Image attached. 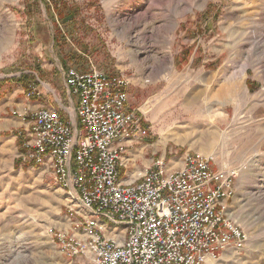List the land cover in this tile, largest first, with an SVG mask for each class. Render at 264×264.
Here are the masks:
<instances>
[{"label": "rangeland", "instance_id": "374dc122", "mask_svg": "<svg viewBox=\"0 0 264 264\" xmlns=\"http://www.w3.org/2000/svg\"><path fill=\"white\" fill-rule=\"evenodd\" d=\"M63 3L76 12L68 25L55 12ZM69 51L86 70L129 80L145 132L122 177L140 178L157 158L174 168L192 152L236 168L232 213L247 239L212 264H264V0H0V264H80L53 241L69 201L19 156L16 105L25 84L62 89L63 62L78 60Z\"/></svg>", "mask_w": 264, "mask_h": 264}, {"label": "built area", "instance_id": "2783aa9c", "mask_svg": "<svg viewBox=\"0 0 264 264\" xmlns=\"http://www.w3.org/2000/svg\"><path fill=\"white\" fill-rule=\"evenodd\" d=\"M63 77L77 97L67 117L48 107L17 115L27 123L19 156L69 201L66 226L52 238L71 263L206 264L244 246L247 234L231 205L236 168L192 152L174 168L152 159L140 178L124 182L119 141L145 132L142 113L129 103V80L93 66L68 68ZM24 95L40 92L29 83ZM119 227L120 235L111 231Z\"/></svg>", "mask_w": 264, "mask_h": 264}, {"label": "crops", "instance_id": "0c3cea01", "mask_svg": "<svg viewBox=\"0 0 264 264\" xmlns=\"http://www.w3.org/2000/svg\"><path fill=\"white\" fill-rule=\"evenodd\" d=\"M68 69V68H67ZM62 68L61 72V78H62V89L57 88L53 82H51L53 84L54 87L52 88H45L44 86L40 85V82H37V88L40 92V96L39 97H31V98H25L27 102H23V101H18L16 103V105L18 106L19 109H17V113H24V112H31L35 109H38L40 107H48V108H55L56 110H58L62 116L67 117L68 116V111H71L77 101V97L71 93H69L68 89L66 88L65 84H64V77H63V73L65 71ZM51 80V79H50ZM53 80V79H52ZM51 80V81H52ZM61 80V79H60ZM49 85H51L49 83ZM26 107V108H25ZM19 124L21 125V127L24 129L27 126L26 121H24L21 117H19L17 115ZM119 144L122 145L124 147V152H123V161L125 160V154H127V152L129 151V147H131L133 145V142L127 141V140H120ZM121 161V162H123ZM123 165V163H122ZM120 166V171H121V167ZM43 170V169H42ZM142 175V173H141ZM139 175V176H141ZM122 180L124 182L130 181L129 179H124L122 177Z\"/></svg>", "mask_w": 264, "mask_h": 264}, {"label": "trees", "instance_id": "16d2710c", "mask_svg": "<svg viewBox=\"0 0 264 264\" xmlns=\"http://www.w3.org/2000/svg\"><path fill=\"white\" fill-rule=\"evenodd\" d=\"M68 6L69 5H67L66 3H63L62 7H60V6L57 7V4L55 7L56 8L55 12L59 15L60 21H62L64 24L66 22L70 21L69 19H74L75 14H76V12L71 11L72 9L69 8ZM65 25H68V24H65ZM54 30H58V32H59V34H54V36H53L54 47L57 50L58 54H60V56H61L64 52L63 46L65 45V41L63 39L59 38V36L61 34L59 29L55 28ZM69 53H71V52L69 51L67 54H69ZM71 54H72V56L78 57V60L74 61V58H71V59H68L67 62L69 61V63H71L72 66H74V68H76L78 70H81V71L86 70L87 67L85 65V59H82V57H80L79 55H74V53H71ZM71 54L69 57H71ZM63 63L65 64L66 62H63ZM64 64H63V67H64L63 69L66 70L68 67H67V64H65V65ZM35 83L37 84V81H35ZM27 85L28 84H25V88L27 87Z\"/></svg>", "mask_w": 264, "mask_h": 264}, {"label": "bare ground", "instance_id": "6f19581e", "mask_svg": "<svg viewBox=\"0 0 264 264\" xmlns=\"http://www.w3.org/2000/svg\"><path fill=\"white\" fill-rule=\"evenodd\" d=\"M239 81V80H238ZM236 86L238 87V85H236V84H232V86L231 87H233L234 89H236ZM210 134H208L207 136H209ZM208 140H209V138H208ZM210 142V144L208 145V147H210L211 145L213 146H215V140H214V136L211 138V140L209 141ZM246 144V143H245ZM214 260H212V259H210V258H208V261H207V263L206 264H212V262H213Z\"/></svg>", "mask_w": 264, "mask_h": 264}]
</instances>
